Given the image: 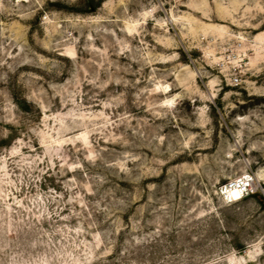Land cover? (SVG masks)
I'll use <instances>...</instances> for the list:
<instances>
[{"label":"rangeland","instance_id":"374dc122","mask_svg":"<svg viewBox=\"0 0 264 264\" xmlns=\"http://www.w3.org/2000/svg\"><path fill=\"white\" fill-rule=\"evenodd\" d=\"M84 3L0 0V264H264V0Z\"/></svg>","mask_w":264,"mask_h":264},{"label":"built area","instance_id":"2783aa9c","mask_svg":"<svg viewBox=\"0 0 264 264\" xmlns=\"http://www.w3.org/2000/svg\"><path fill=\"white\" fill-rule=\"evenodd\" d=\"M231 83L238 86L240 84V79L238 77H234L231 79ZM233 190L240 193V200L257 192L258 189L256 187V181L253 174L247 173L237 179L230 180L228 183L220 187L219 194L227 203L233 204L239 201L231 197L230 192Z\"/></svg>","mask_w":264,"mask_h":264},{"label":"clouds","instance_id":"9594fccd","mask_svg":"<svg viewBox=\"0 0 264 264\" xmlns=\"http://www.w3.org/2000/svg\"><path fill=\"white\" fill-rule=\"evenodd\" d=\"M60 3L66 4L69 8L72 7H87V4L84 3V0H59ZM264 23V19L257 21V25ZM243 103V101H241Z\"/></svg>","mask_w":264,"mask_h":264},{"label":"bare ground","instance_id":"6f19581e","mask_svg":"<svg viewBox=\"0 0 264 264\" xmlns=\"http://www.w3.org/2000/svg\"><path fill=\"white\" fill-rule=\"evenodd\" d=\"M256 41L258 42V44H262L264 43V34L259 35L258 39H256ZM231 197H233V199L235 200H240V193L236 190H233L230 192Z\"/></svg>","mask_w":264,"mask_h":264},{"label":"trees","instance_id":"16d2710c","mask_svg":"<svg viewBox=\"0 0 264 264\" xmlns=\"http://www.w3.org/2000/svg\"><path fill=\"white\" fill-rule=\"evenodd\" d=\"M263 205H264V201H262Z\"/></svg>","mask_w":264,"mask_h":264}]
</instances>
